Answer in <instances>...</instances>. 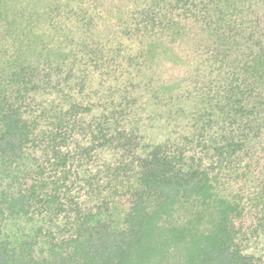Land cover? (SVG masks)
<instances>
[{"label": "trees", "instance_id": "trees-1", "mask_svg": "<svg viewBox=\"0 0 264 264\" xmlns=\"http://www.w3.org/2000/svg\"><path fill=\"white\" fill-rule=\"evenodd\" d=\"M98 2L0 0V264H264V0Z\"/></svg>", "mask_w": 264, "mask_h": 264}, {"label": "rangeland", "instance_id": "rangeland-1", "mask_svg": "<svg viewBox=\"0 0 264 264\" xmlns=\"http://www.w3.org/2000/svg\"><path fill=\"white\" fill-rule=\"evenodd\" d=\"M98 6L100 7L101 10L104 9V14L107 16V18L109 17L116 19L120 15H122V11L120 9L121 5L119 4V0H100V2H98ZM19 226H20V222L9 221L5 226V230L11 234H14L15 232H17Z\"/></svg>", "mask_w": 264, "mask_h": 264}]
</instances>
